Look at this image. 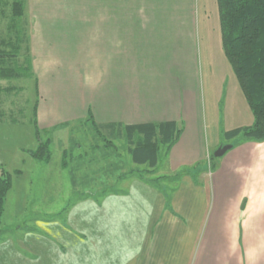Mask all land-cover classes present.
Returning a JSON list of instances; mask_svg holds the SVG:
<instances>
[{"label":"crops","instance_id":"1","mask_svg":"<svg viewBox=\"0 0 264 264\" xmlns=\"http://www.w3.org/2000/svg\"><path fill=\"white\" fill-rule=\"evenodd\" d=\"M94 6L100 14L85 13L80 23L83 55L65 49L53 63L41 46L51 35L35 37L38 126L91 116L97 124L174 121L181 132L164 150L159 183L131 177L89 193L60 237L83 248L73 250L80 264H264V141L224 135L251 125L253 115L222 47L217 0ZM226 143L232 147L211 159ZM55 242L39 241L56 258ZM17 252L12 260L24 259Z\"/></svg>","mask_w":264,"mask_h":264},{"label":"rangeland","instance_id":"2","mask_svg":"<svg viewBox=\"0 0 264 264\" xmlns=\"http://www.w3.org/2000/svg\"><path fill=\"white\" fill-rule=\"evenodd\" d=\"M11 1L0 0V40L8 43L15 40L14 31L10 28ZM94 5H100V0H25L24 14L16 20L23 35L19 42L20 49L14 52L10 46H5L6 52L10 50L16 55L7 60L25 62L29 53L33 72V42L42 37L41 34L45 35V32L53 40L41 38V46L47 44L53 63H57L62 55L60 52L65 49L78 50L83 55V38L79 37L83 24L80 23H83L85 13L100 14L101 8ZM202 7L203 4L200 3L198 10ZM68 38L71 40V47H68ZM28 40L29 50L26 43ZM37 53H40L39 49ZM67 53L69 56V51ZM215 53L214 50L211 55ZM39 62L37 57L36 63ZM34 73L0 80V85L14 86L16 89L0 96V163L7 164L8 170L24 171L23 174L9 171L14 175L1 217L0 264H80L73 250L83 253V248L77 245L74 248V241L70 243L69 239L63 240L60 237L61 234H66L64 231H71L72 225L68 218L70 212L78 206L76 203L89 193L113 191L131 177L159 183L155 177L165 171V149L161 148L154 174L146 164L138 165L132 161L127 151L130 144L123 135L117 136L107 130L100 133L97 125L87 116L48 129L38 126L40 124L36 122L40 131L39 138L49 143L51 157L48 162L33 158L27 150L37 145L33 109L35 102L38 105L40 100ZM201 73L206 74L203 71ZM220 114L219 121H223L224 113ZM214 123L215 119L212 117L211 125ZM217 127L219 132L224 130L222 122L220 125L217 123ZM239 138L240 136L237 140ZM214 151L210 152L211 156ZM166 185L171 187L173 183ZM75 216L72 215V218ZM44 238L58 242L55 243L60 253L56 258L50 245L40 246L39 241L42 242ZM79 238L83 240L80 235ZM18 250L26 258L19 255L14 261L12 256L18 255ZM78 255L83 257L82 254Z\"/></svg>","mask_w":264,"mask_h":264},{"label":"trees","instance_id":"3","mask_svg":"<svg viewBox=\"0 0 264 264\" xmlns=\"http://www.w3.org/2000/svg\"><path fill=\"white\" fill-rule=\"evenodd\" d=\"M217 5L222 47L253 115L251 125L230 129L224 135L227 139L241 136L245 140L264 141V0H217ZM24 10L25 0L11 1L10 28L14 31L15 40L9 43L0 40V80L33 74L29 53L25 62H18L11 60L16 56L15 54L5 50V46H10L14 52L18 51L23 35L22 29L16 25V20L23 16ZM26 43L29 50V40ZM9 58L11 59L7 60ZM14 91H16L14 86L0 85V96ZM36 111L37 102L33 109L37 145L27 152L37 160L48 162L51 157L49 143L39 138ZM89 120L97 125L100 133L107 130L117 136L123 135L130 144L127 151L132 161L138 165L146 164L152 171L157 164L161 148L169 149L181 132L174 121L97 124L91 116ZM14 172L19 173V170ZM11 180L12 173L0 163V224L5 197L11 188Z\"/></svg>","mask_w":264,"mask_h":264},{"label":"water","instance_id":"4","mask_svg":"<svg viewBox=\"0 0 264 264\" xmlns=\"http://www.w3.org/2000/svg\"><path fill=\"white\" fill-rule=\"evenodd\" d=\"M232 147V144H225L220 147H218L214 152H213V158L215 157H220L222 156L227 150H229Z\"/></svg>","mask_w":264,"mask_h":264}]
</instances>
